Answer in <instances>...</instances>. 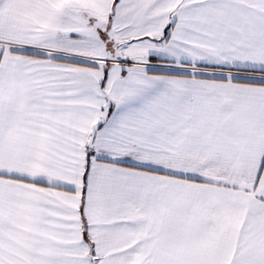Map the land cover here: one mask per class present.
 Here are the masks:
<instances>
[{"label": "snow or ice", "instance_id": "6c2138e0", "mask_svg": "<svg viewBox=\"0 0 264 264\" xmlns=\"http://www.w3.org/2000/svg\"><path fill=\"white\" fill-rule=\"evenodd\" d=\"M0 264H264V0H0Z\"/></svg>", "mask_w": 264, "mask_h": 264}]
</instances>
